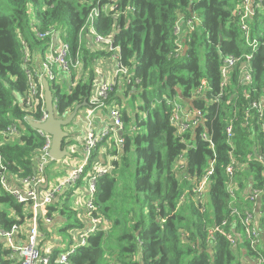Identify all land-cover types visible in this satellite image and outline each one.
<instances>
[{
  "label": "trees",
  "instance_id": "trees-1",
  "mask_svg": "<svg viewBox=\"0 0 264 264\" xmlns=\"http://www.w3.org/2000/svg\"><path fill=\"white\" fill-rule=\"evenodd\" d=\"M106 4L115 5L116 11L132 8L117 20L101 12L92 24L97 35L112 40L120 63L129 72L130 83L121 82L120 86L115 82L104 105L121 113L123 144L116 161L106 157L102 163L111 171L96 182L93 210L89 211L90 218L97 219L95 230L87 235L85 245L69 256L68 264H258L260 260L264 264V192L255 207L248 199L249 185L264 188V164L257 159L264 153V123L250 107L264 95V0L250 23L251 38L262 33L251 59L253 84L242 85L235 66L223 88L222 57L251 52L238 26L239 0H0V154L8 184L19 186L22 179L34 174L44 143L29 125L30 120L39 121L43 115L39 94L32 106L26 104V69H38L37 61L49 43L37 34L55 29L72 55L78 52L81 58V75L76 78L77 74L71 73L69 90H63L56 80L49 85L55 116L67 117L76 105L86 102L88 106L93 96L97 80L93 61L110 56L105 50L90 51L79 42L91 11ZM192 15L197 21L193 30L181 36L183 51L176 56L174 25L179 18L187 20ZM202 79L207 80L209 89L204 97L195 96ZM35 85L39 92L37 79ZM172 102L203 116L191 133L184 132V138L170 123ZM229 125L230 143L226 134ZM12 126L17 128L15 135L8 132ZM201 133H207L213 149L201 141ZM187 141L194 143V148H189ZM108 143L114 144L110 151ZM68 144L67 138L63 146ZM101 145H106L108 156L116 154L111 134L97 147ZM96 154L95 150L77 185L95 171ZM180 156L183 162L178 163ZM231 158L236 167L229 191L226 168ZM211 162L213 176L199 195L194 190ZM72 192H61L47 208L51 221L65 220L57 234L85 228L79 220L81 213L68 206ZM31 205V201L17 202L0 186V227L8 230L27 224L32 218ZM234 208L238 215L232 213ZM253 209L261 213L262 238L256 248L245 238L240 223ZM37 223L43 249L52 222L44 224L38 217ZM212 227H218L214 247L207 241ZM229 237L237 238L235 248ZM60 242L71 244V239L64 237L57 240ZM50 253V264H55L60 252L55 249ZM10 255L0 242V264H12Z\"/></svg>",
  "mask_w": 264,
  "mask_h": 264
},
{
  "label": "built area",
  "instance_id": "built-area-1",
  "mask_svg": "<svg viewBox=\"0 0 264 264\" xmlns=\"http://www.w3.org/2000/svg\"><path fill=\"white\" fill-rule=\"evenodd\" d=\"M100 2V1H99ZM236 14L238 17V26L241 32L244 35L245 43L248 47L251 48L250 53L242 54L241 56H233L228 55L222 57V65L220 69V87L223 88L226 86L229 76L228 73L232 71V69L237 66L239 73V82L242 85H252V68H251V59L254 54L258 50L259 46V38L262 33H259L258 37L251 38V21L256 17L257 12L262 9L261 0H239V5L236 7ZM132 11L131 7H128L126 11H116L115 5L106 4L103 6L97 5L89 14L87 19L88 27L93 31V42L95 44L104 45V50L110 53L112 59L115 61V77L121 79L122 83L126 81V83H130L128 79V69L124 67L120 61L118 56L117 48L113 46L112 40L110 38H104L100 35H97L93 30V21L94 19L101 13L111 14L113 19L117 20L121 15L126 14ZM197 21L196 17L192 15L189 19L185 20L184 18H179L178 21L174 25L173 33L176 37V45L177 49L175 50L176 56L180 55L183 51V45L181 44V36L184 32L193 30V24ZM263 25V21L261 22V26ZM58 32L55 29H50L43 33H38L37 37L39 39H49L48 48L44 53L41 60L38 61V69L35 71L26 69V75L29 86V99L27 100V106H32V100L39 94V98L42 100L44 105V90L42 86V81L46 80L49 85L51 82L56 80V71L59 70L62 73H65L71 76V73H76V77L79 78L82 71V62L77 52L75 56L72 55L70 46L63 42H56ZM82 34H79V42H81ZM260 36V37H259ZM35 79L38 80L41 89L38 92L37 87L35 85ZM114 83L106 84L99 83L96 87V93L93 94L91 99L88 102V106L86 107L85 120L87 122V137L85 139V143L83 146V152L85 154V158L83 163L74 169L68 177H66L60 183H57L53 186H46V177L45 173L47 167L52 162L50 158V149L52 140L51 137L44 133L41 130H36L37 133L43 138L44 143L39 150L38 157L35 163V172L33 175L26 177L20 181V185L26 188L25 191H21L7 182V177L5 176V167L3 165V159L0 154V186L10 194L17 202L26 203L27 201H31V211L32 218L27 222L26 234L24 236L25 239H21V229L22 226L13 225L10 229L4 230L0 227V239L5 242V246L7 249L11 251V260L12 264H50L51 253H46L39 245L40 239L42 237L37 223V218H42L44 224L50 225L51 219L46 215L48 213L47 208L53 203L54 199L58 194H60L66 187H74L77 183L82 179L85 167L88 163V160L91 158L93 152L96 150L97 145L110 134L114 138L116 154L108 156V160L116 161L118 154L121 151V147L123 144V139L120 136V133L123 129V123L121 119V113L117 108L110 109V119L112 125L104 129L100 132L98 136L95 135L92 127V115L95 111L101 109L105 105V101L108 99L109 95L114 91ZM206 85H208L207 80H200V85L195 88L194 95L204 97L207 89H205ZM220 95L216 96L214 101L218 102ZM173 106V113L170 117L171 125L176 129V133L179 137L184 138L186 131H190V133L199 126V123L203 121L202 114L200 111H191L188 108H184L182 105H174L173 102L170 104ZM251 109H253L259 121L264 123V95L258 97V99L251 102ZM47 118V114L43 108V115L39 121H33L35 123H43ZM9 134L15 135L17 133L16 126H12L9 128ZM232 132V127L229 125L226 128V134L228 137V142L230 143V135ZM201 141L205 142L210 149H213V143L207 133L200 134ZM189 148H194V143H190V141L185 142ZM251 157V155H250ZM257 159L260 163L264 164V153H261L257 156ZM183 162V157L180 156L179 162ZM177 163V164H178ZM235 159L231 158L229 165L226 168V173L230 177V182L228 184V189L230 191L231 186L233 185V174L235 172ZM182 169V165L179 166ZM111 171V167H98L91 174L86 175L83 178L86 193L88 195V199L86 202L87 211L93 210V197L96 192V182L97 179L101 176L108 174ZM213 163L211 162L204 174L199 178L197 186L194 190L195 193L201 195L204 190L208 187V183L213 176ZM44 195L40 196V201L37 200V188L44 187ZM253 185H249V201L256 206L257 200L264 192V188H252ZM40 194V193H39ZM231 195H233L231 191ZM233 214L238 215V210L233 209ZM261 217V213L257 212L253 209L251 212H246L244 217L240 218V223L243 226L245 238L249 242L252 248H256L261 242V231L259 228L258 220ZM91 229L86 231L85 234L80 237L77 244L71 248H68L66 251H62L59 253L58 258L55 260V264H68V258L71 254L75 252V250L84 246L86 243V237L88 234L92 233L95 230L97 219L91 218ZM224 225V224H223ZM218 227H212L208 230V245L214 247L216 242L214 241L215 232ZM20 240L21 244H16L14 240ZM229 241L232 244V248H235L237 238L233 239L229 237ZM110 264H117L111 262ZM258 264H263L260 260Z\"/></svg>",
  "mask_w": 264,
  "mask_h": 264
},
{
  "label": "crops",
  "instance_id": "crops-1",
  "mask_svg": "<svg viewBox=\"0 0 264 264\" xmlns=\"http://www.w3.org/2000/svg\"><path fill=\"white\" fill-rule=\"evenodd\" d=\"M87 36H85L84 40L81 36V41L85 43V45L88 47V49L90 51H95V52H100L101 50H104L102 47H99V45H96L93 42V39L91 37V35H88V31L85 32ZM84 34V33H83ZM58 41H62V39L59 37V35H57V39L56 42ZM38 62V61H37ZM115 61L112 59V56H103L97 60L93 61L92 64V68H94V71L96 73V77H97V85L99 83H108V84H119L121 86V80L117 77H115ZM90 68H87V71H89ZM77 78V77H76ZM56 81L63 87L66 88V90L70 89L71 86V76L60 72L59 70L56 71ZM96 85V87H97ZM96 93V88L94 91V94ZM114 106H111V108H113ZM108 108L106 109L105 107L95 111L92 115L93 117V124H94V133L96 136H98L100 134V132L104 129L109 128L112 125L111 119H110V109ZM86 113V108L83 110V114ZM76 126H78V128L76 129V127H72L71 129H65V131L68 133V141H69V147L71 145H74L77 152L80 154V156L84 155L83 152V147L82 144L84 146L85 143V139L87 137V129L85 130L82 126V122L81 119L78 120V123L76 124ZM114 139V138H113ZM71 141V142H70ZM115 143V141H114ZM106 145H101L100 147L96 148V168L98 167H104L102 166V163H104V161L107 159L106 157H108V151H106ZM84 158V156H83ZM83 161V159H82ZM69 162V161H67ZM82 163V162H81ZM80 163V164H81ZM80 164L77 165H72L69 168L68 171L66 172H61V169H63L61 165L56 164L54 166H52L51 171L45 173V177H46V186H53L56 185L57 183H60L61 181H63L66 177H68V175L74 170L76 169ZM51 166V165H50ZM48 166V168L50 167ZM48 170V169H47ZM14 185L15 188L21 190V191H25L26 188L22 185L17 183H13L12 186ZM46 186L40 188L39 193L40 196L44 195V191ZM72 195L69 198L68 201V206L71 209H75L78 210L81 215H86L88 217L87 220V224L84 225V231H88L91 229V222H90V215H89V211H87L86 209V202L88 199V195L86 193V189L84 186V182H81L79 185H76L74 187H66L62 192H67V191H71ZM65 222V220L63 218H57L56 221H52V226H53V232L57 233L56 230H59L60 228H62L59 224H63ZM60 226V227H59ZM26 227L27 224H24L22 226L21 229V239L24 240L26 236H24L26 234ZM61 241V240H60ZM16 244H21L20 240H15ZM61 243V242H60ZM53 251L55 250V248L52 249Z\"/></svg>",
  "mask_w": 264,
  "mask_h": 264
},
{
  "label": "rangeland",
  "instance_id": "rangeland-1",
  "mask_svg": "<svg viewBox=\"0 0 264 264\" xmlns=\"http://www.w3.org/2000/svg\"><path fill=\"white\" fill-rule=\"evenodd\" d=\"M260 27H261V24H260ZM88 31V35H91L92 39H93V31L91 30L90 27H88L85 32ZM84 32V34L82 35V38L84 40L85 35L86 33ZM84 43V42H83ZM97 45V44H96ZM99 45V44H98ZM99 47H102L103 49L105 48L104 45H99ZM97 81V80H96ZM108 84V83H106ZM96 85H97V82L95 83V87L93 88V94H94V91H95V88H96ZM63 90L66 91V88H63ZM177 100V99H176ZM106 109L108 108H111L110 107H105ZM83 110H80L78 115L75 117V119L73 120L72 122V125H70L67 129H71L72 127H76V129L78 128V126H76V124L78 123V120L81 119V122H82V126L83 128L86 130L87 129V122L85 120V114H83ZM85 113V112H84ZM140 117H142V113H139ZM92 127L94 128V124H93V117H92ZM66 129V130H67ZM94 131V129H93ZM82 147H83V144H82ZM108 148H109V151L112 150L114 148V144L111 145V143H108ZM68 152L70 154L69 157H65L63 158L62 160L60 161H57V162H54L52 164H50L49 168L47 167L48 170H46L47 172L51 171L52 169V166L56 165V164H59L61 166H63L61 169V172H66L69 170L68 167L72 166V165H77V164H80L81 162L83 163L82 159L84 160L85 158V154L83 156H80V154L77 152L76 148L74 145H71L69 147V144H68ZM69 161V162H67ZM81 163V164H82ZM80 164V165H81ZM79 165V166H80ZM85 186V185H84ZM205 212V210H204ZM73 220V219H71ZM79 220L81 221V223H83V225H86L87 224V220H88V217L86 215H81L79 216ZM44 223V222H43ZM60 227V226H59ZM263 230H264V227H263ZM53 226L51 225L50 227H48V231H47V235H45V243H44V247H43V250L46 252V253H50L52 251L53 248H55L56 250H58L59 252H62V251H66L68 248H71L73 246H75L77 244V242L79 241L80 237H82L84 234H85V231H84V228H76V229H73L72 231H69L68 233H65L63 232V234H57V233H54L53 232ZM64 237L66 239H71V244H67V243H60L58 244L57 243V240H63ZM41 241L43 240V236L41 237L40 239ZM40 241V243H41ZM0 242L3 243V245H5V242L0 239Z\"/></svg>",
  "mask_w": 264,
  "mask_h": 264
},
{
  "label": "water",
  "instance_id": "water-1",
  "mask_svg": "<svg viewBox=\"0 0 264 264\" xmlns=\"http://www.w3.org/2000/svg\"><path fill=\"white\" fill-rule=\"evenodd\" d=\"M44 90V111L47 114V118L43 123H35L29 121V125L34 130H41L51 137L52 144L50 149V158L52 161L57 162L65 157H69L68 145L63 146V142L68 138V133L65 129L72 124L79 111L87 107L86 102L76 105L73 112L64 118H58L55 116V109L53 106L52 92L49 83L46 80L42 81ZM40 187L37 188V200L40 201L39 194Z\"/></svg>",
  "mask_w": 264,
  "mask_h": 264
},
{
  "label": "bare ground",
  "instance_id": "bare-ground-1",
  "mask_svg": "<svg viewBox=\"0 0 264 264\" xmlns=\"http://www.w3.org/2000/svg\"><path fill=\"white\" fill-rule=\"evenodd\" d=\"M177 21H178V20H177ZM177 21H176V22H177ZM193 26H194V24H193ZM230 74H231V73L229 72V73H228V76H230ZM199 85H200V84H199ZM199 85H198V86H199ZM198 86H197V87H198ZM205 89H209V86L206 85ZM174 105H179V103H178V102H175ZM182 106H183V105H182ZM183 107H184V106H183ZM184 108H187V107H184ZM200 123H201V122H200ZM200 123H199V125H200ZM95 188H96V187H95ZM14 242H15V240H14ZM10 259H11V256H10ZM50 262H52V259L50 260Z\"/></svg>",
  "mask_w": 264,
  "mask_h": 264
}]
</instances>
